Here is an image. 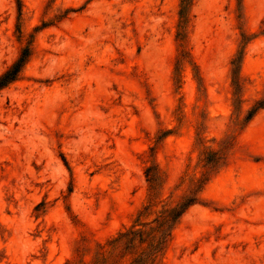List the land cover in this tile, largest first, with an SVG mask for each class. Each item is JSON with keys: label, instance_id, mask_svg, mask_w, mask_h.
I'll list each match as a JSON object with an SVG mask.
<instances>
[{"label": "rangeland", "instance_id": "rangeland-1", "mask_svg": "<svg viewBox=\"0 0 264 264\" xmlns=\"http://www.w3.org/2000/svg\"><path fill=\"white\" fill-rule=\"evenodd\" d=\"M23 51L0 264H143L191 194L148 264H264V0H0V75Z\"/></svg>", "mask_w": 264, "mask_h": 264}, {"label": "trees", "instance_id": "trees-1", "mask_svg": "<svg viewBox=\"0 0 264 264\" xmlns=\"http://www.w3.org/2000/svg\"><path fill=\"white\" fill-rule=\"evenodd\" d=\"M26 60L27 52L23 51L17 60L0 75V90L16 79ZM213 155L214 157L208 158L207 160V163H209L208 171L210 173L216 170L222 160L221 156L216 154ZM197 199L198 196L196 195L191 194L190 196H186L177 205L165 210L162 215L153 220L157 223L155 226L156 233L153 235L152 242L149 245L147 260L165 249L170 239L172 227L176 224L182 214L197 201ZM144 235L145 232L143 230L134 229L123 234V236L128 237V245L131 247L135 245V240L137 238L141 241L144 238ZM147 260H145L143 264H148Z\"/></svg>", "mask_w": 264, "mask_h": 264}]
</instances>
